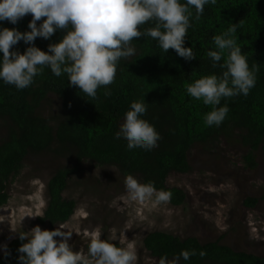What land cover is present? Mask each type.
<instances>
[{
    "label": "trees",
    "instance_id": "16d2710c",
    "mask_svg": "<svg viewBox=\"0 0 264 264\" xmlns=\"http://www.w3.org/2000/svg\"><path fill=\"white\" fill-rule=\"evenodd\" d=\"M192 11L185 47H193L197 58L186 61L175 50L164 53L151 38H134L137 53L120 62L116 81L109 86L110 96H105L106 90L101 88L98 98L92 100L71 86L67 75L56 77L47 68L24 90L0 81V207L8 205L11 183L32 160L41 170L45 168L44 160H66L54 168L47 181L48 204L37 219L43 230H55L75 214L77 202L64 193L70 181L83 174L88 161L115 167L125 178L133 175L141 183H153L157 191L170 192L172 206L184 205L187 193L168 181L173 174L193 171L191 156L196 149L217 156L240 148L246 170H256L257 154L264 151V0H217L216 5L205 6L199 21ZM32 18L29 14L16 25L5 21L0 27L30 31ZM43 19L46 18L38 25ZM240 21L243 27L237 32L238 44L250 66L261 65L256 86L247 97L222 101L221 106L227 103L230 108L227 118L219 127H208L204 117L211 107L190 97L185 85L221 72L212 66L207 52L214 50L215 35ZM65 34L58 30L50 40L37 38L35 46L47 51ZM29 46L21 41L12 50L23 53ZM141 98L148 103L144 118L155 125L162 137L151 151L129 150L126 140L115 139L131 103ZM261 200L264 188L260 196L246 197L244 206L255 209ZM26 242L19 236L13 239L8 244L11 255L6 259L0 252V264H18V249ZM143 246L158 264H172L184 250H195L197 255L180 264H264V254L235 250L223 244L222 239L204 242L196 236L182 238L157 230L143 239ZM201 251L206 252L203 258Z\"/></svg>",
    "mask_w": 264,
    "mask_h": 264
},
{
    "label": "clouds",
    "instance_id": "9594fccd",
    "mask_svg": "<svg viewBox=\"0 0 264 264\" xmlns=\"http://www.w3.org/2000/svg\"><path fill=\"white\" fill-rule=\"evenodd\" d=\"M216 4L217 0H0V23L16 25L29 14L33 17L28 24L30 31L0 27V81L24 90L47 68L56 77L67 75L70 85L92 100L98 98L101 88L106 90L105 96H110L109 86L116 81L120 62L137 53L134 38H151L164 53L172 49L186 61L196 59L193 47H185L192 27V10L199 21L205 6ZM42 18L46 19L38 25ZM148 24L152 26L145 27ZM242 27V21L232 23L213 37L214 50H209L207 56L221 72L185 85L190 97L211 107L204 117L208 127H219L227 118L230 108L227 103L221 106L222 101L247 97L256 86L261 65L250 66L238 44L237 32ZM58 30L66 33L60 42L50 44L47 51L35 46L37 38L50 40ZM21 41L31 46L23 53L13 51ZM147 112L144 98L133 101L115 133V139L127 141L129 150L151 151L162 139L155 125L144 118ZM125 189L126 194L120 199L130 203L153 196L158 203L171 199L170 192L157 191L153 183H141L133 175L126 177ZM73 233L63 226L43 230L39 225L29 232H20L19 239L27 242L18 249V264H136L137 253L132 244L118 246L95 232L85 253L74 250L75 245L69 243ZM0 250L6 259L11 255L7 244ZM195 255V250H184L172 264ZM199 255L203 258L206 252Z\"/></svg>",
    "mask_w": 264,
    "mask_h": 264
},
{
    "label": "rangeland",
    "instance_id": "374dc122",
    "mask_svg": "<svg viewBox=\"0 0 264 264\" xmlns=\"http://www.w3.org/2000/svg\"><path fill=\"white\" fill-rule=\"evenodd\" d=\"M257 156L258 168L249 172L240 148L217 156L196 149L191 156L193 171L173 174L168 181L187 193L181 206L158 203L155 196L143 202L120 199L126 194V178L115 167L88 161L83 174L72 179L64 193L77 202V209L62 226L74 232L69 243L76 251L86 253L93 234L99 232L102 239L114 240L119 246L132 244L136 263L142 264L159 263L143 246V239L157 230L182 238L196 236L204 242L222 239L235 250L264 254V200L255 209L244 206L246 197L260 196L264 188V151ZM43 162L41 170L32 160L11 183L10 201L0 207V246L8 245L20 232L41 227L37 219L48 204L47 181L66 160L58 157Z\"/></svg>",
    "mask_w": 264,
    "mask_h": 264
}]
</instances>
